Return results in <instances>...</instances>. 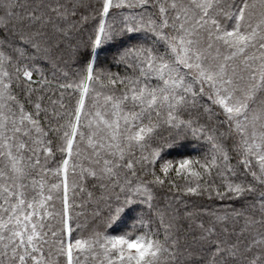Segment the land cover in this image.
I'll use <instances>...</instances> for the list:
<instances>
[{"label": "snow or ice", "instance_id": "6c2138e0", "mask_svg": "<svg viewBox=\"0 0 264 264\" xmlns=\"http://www.w3.org/2000/svg\"><path fill=\"white\" fill-rule=\"evenodd\" d=\"M0 264H264V0H0Z\"/></svg>", "mask_w": 264, "mask_h": 264}]
</instances>
